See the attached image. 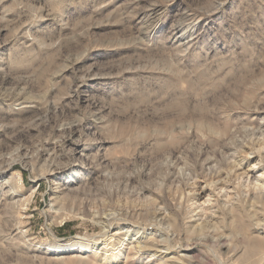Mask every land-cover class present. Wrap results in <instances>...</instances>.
Returning a JSON list of instances; mask_svg holds the SVG:
<instances>
[{
  "label": "rangeland",
  "instance_id": "rangeland-1",
  "mask_svg": "<svg viewBox=\"0 0 264 264\" xmlns=\"http://www.w3.org/2000/svg\"><path fill=\"white\" fill-rule=\"evenodd\" d=\"M263 136L264 0H0V264H264L191 225Z\"/></svg>",
  "mask_w": 264,
  "mask_h": 264
},
{
  "label": "bare ground",
  "instance_id": "bare-ground-1",
  "mask_svg": "<svg viewBox=\"0 0 264 264\" xmlns=\"http://www.w3.org/2000/svg\"><path fill=\"white\" fill-rule=\"evenodd\" d=\"M262 140L264 141V136ZM250 154H254V157H255V161H253L252 164L247 161L245 162L244 158L240 160L239 159L235 160L233 158L232 160L228 159L227 164L229 167L227 170L220 169L219 167H216V169H214V178L209 179V181L205 183V188L209 187V191L206 194V198L200 203H199L200 200L197 201L199 198H201V196H203L202 194H203L204 187H201L202 191L197 193L198 195L196 194V197H193L192 199L193 208L191 209L195 211L196 209L198 210L197 215H199L198 217L199 219L195 220V223L191 225L195 226L194 229L196 228L202 229L206 225L210 227L213 226V231H215L218 229V226H215V224H218L219 222H221L219 221V218L223 219L226 214L231 217L233 216V218H237V220L240 221L241 224L244 223L242 224L243 228L245 227L253 228V230L255 231V235H253L251 238L250 237L248 238V244L250 247V251H255L256 249H260L261 250L260 254L264 256V251H262L264 249V146L258 150L250 149L246 151L245 160H249ZM215 165H211V166L213 167ZM215 195L217 196V198L219 196L223 198L221 202L222 204L216 206L215 209L213 208V210H211V206H214L217 200L214 199L213 202L215 204L212 205L213 202L210 198L211 196H215ZM205 203L207 205H205ZM204 206H207V207H204ZM166 215L167 213L166 214L160 213L159 216L161 217H157L158 221L156 220L158 222L159 227H161L164 230L163 231L164 234L169 233L170 229L174 227V220H172L171 217L167 218ZM242 216H246L247 218L246 222H242L244 220ZM152 217H155V215H152ZM167 221L169 222L168 224L169 226L164 224ZM103 225L109 226L110 225L109 220L108 219L104 220ZM130 230H132V227L129 226L122 231L121 230L116 231V232L114 231L112 235L113 236L116 235L118 237L120 235L121 236L124 235L125 237V235L129 234L128 232H130ZM219 237L221 238V236ZM93 239L94 238H92L90 241H87L86 243L78 244L79 251L86 253L87 251L90 250L91 246L93 247L95 245L102 244V240H95V239L93 240ZM143 239L144 238L142 239L133 238L132 239V241L134 242L133 247L136 249V251H139V250H145V251L150 250L151 251L152 250L153 253L151 255L154 256L157 251H161L163 248L165 249L167 247V246L160 247L158 244L159 243L158 240L154 238L146 239L145 242ZM165 241L167 242V240ZM65 247L66 246H62V248L60 247L59 249H63V248L65 249ZM176 264H179V263H176ZM180 264H182V262Z\"/></svg>",
  "mask_w": 264,
  "mask_h": 264
}]
</instances>
